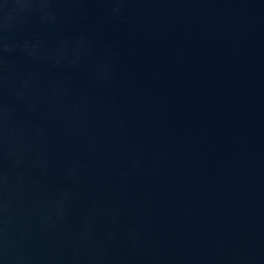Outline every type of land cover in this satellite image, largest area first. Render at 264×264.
I'll list each match as a JSON object with an SVG mask.
<instances>
[{"label":"water","instance_id":"1","mask_svg":"<svg viewBox=\"0 0 264 264\" xmlns=\"http://www.w3.org/2000/svg\"><path fill=\"white\" fill-rule=\"evenodd\" d=\"M0 264H264V0H0Z\"/></svg>","mask_w":264,"mask_h":264}]
</instances>
